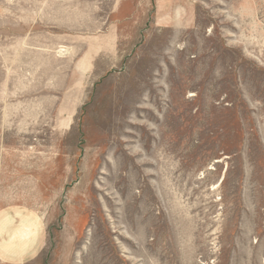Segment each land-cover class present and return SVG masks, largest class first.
Returning a JSON list of instances; mask_svg holds the SVG:
<instances>
[{"label": "rangeland", "instance_id": "374dc122", "mask_svg": "<svg viewBox=\"0 0 264 264\" xmlns=\"http://www.w3.org/2000/svg\"><path fill=\"white\" fill-rule=\"evenodd\" d=\"M0 264H264V0H0Z\"/></svg>", "mask_w": 264, "mask_h": 264}]
</instances>
